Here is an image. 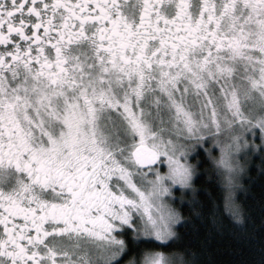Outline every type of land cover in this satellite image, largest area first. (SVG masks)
<instances>
[{
	"label": "snow or ice",
	"instance_id": "6c2138e0",
	"mask_svg": "<svg viewBox=\"0 0 264 264\" xmlns=\"http://www.w3.org/2000/svg\"><path fill=\"white\" fill-rule=\"evenodd\" d=\"M257 168L264 0H0V264H196L176 193Z\"/></svg>",
	"mask_w": 264,
	"mask_h": 264
},
{
	"label": "trees",
	"instance_id": "16d2710c",
	"mask_svg": "<svg viewBox=\"0 0 264 264\" xmlns=\"http://www.w3.org/2000/svg\"><path fill=\"white\" fill-rule=\"evenodd\" d=\"M202 167H206L203 166ZM237 193L240 218L230 214L211 215L219 193L206 181L195 183L196 201L189 204L191 193L176 207L187 223L175 226L176 236L166 253H183L196 264H262L264 262V176L259 169L242 180ZM203 193V195H201ZM201 215L197 217L196 213Z\"/></svg>",
	"mask_w": 264,
	"mask_h": 264
},
{
	"label": "rangeland",
	"instance_id": "374dc122",
	"mask_svg": "<svg viewBox=\"0 0 264 264\" xmlns=\"http://www.w3.org/2000/svg\"><path fill=\"white\" fill-rule=\"evenodd\" d=\"M174 231H175V228H174Z\"/></svg>",
	"mask_w": 264,
	"mask_h": 264
}]
</instances>
